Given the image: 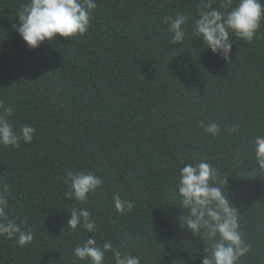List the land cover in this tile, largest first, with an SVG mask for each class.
Listing matches in <instances>:
<instances>
[{"label": "trees", "instance_id": "16d2710c", "mask_svg": "<svg viewBox=\"0 0 264 264\" xmlns=\"http://www.w3.org/2000/svg\"><path fill=\"white\" fill-rule=\"evenodd\" d=\"M95 2L85 34L32 49L13 28L28 0H0V103L17 131L36 129L31 143L0 145L5 214L32 234L23 246L0 234V264H89L72 252L91 236L140 264H201L211 241L184 225L176 188L179 169L200 161L217 169L252 245L237 264H264V168L253 150L264 136V20L253 42L230 37L225 61L192 33L198 9L223 11L224 0ZM177 15L180 42L164 23ZM87 170L103 184L85 202L67 199L65 173ZM114 195L131 210L117 211ZM72 208H86L96 231L70 229ZM104 264H115L111 251Z\"/></svg>", "mask_w": 264, "mask_h": 264}, {"label": "clouds", "instance_id": "9594fccd", "mask_svg": "<svg viewBox=\"0 0 264 264\" xmlns=\"http://www.w3.org/2000/svg\"><path fill=\"white\" fill-rule=\"evenodd\" d=\"M96 7L95 0H28L18 11L16 17L19 22L13 24V28L27 47L35 49L41 43L54 41L57 37L85 34L90 26L92 10ZM222 8L223 11L207 4L198 9L199 15L193 21L192 33L202 40L206 49L227 61L232 49L230 37L253 42L264 20V0H224ZM164 23L173 34L174 41L180 42L186 37L187 32L182 27L186 23L185 16H168ZM0 109L3 110L0 114V145L18 147L21 141L31 143L36 129L31 125H21L17 131L9 120L13 109L2 103ZM199 126L205 133L218 135L220 132L216 123L200 121ZM253 143L254 162L259 168H264V136H256ZM216 176L217 169L206 161L181 167L176 184L179 208L183 210L184 225L200 237L203 229L201 238L211 241L204 250L201 264H237L252 245L242 238L238 209L225 189L216 183ZM63 181L67 185L65 197L79 202L87 201L89 194L96 192L103 184V180L91 170L67 171ZM6 191L7 185H4L3 192ZM3 192H0V234L16 237L17 243L23 246L32 240L31 231H23L15 221L7 219L4 209L8 201ZM113 202L117 211L131 210L133 207L131 202L122 200L119 195L113 196ZM67 226L72 230L81 227L88 233L96 231V222L86 208H72ZM107 251L112 252L115 264H140L139 257L122 254L110 240L98 243L94 236L75 246L72 254L74 258L87 260L89 264H104Z\"/></svg>", "mask_w": 264, "mask_h": 264}]
</instances>
